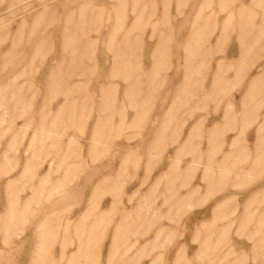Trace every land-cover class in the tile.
<instances>
[{"label":"rangeland","instance_id":"374dc122","mask_svg":"<svg viewBox=\"0 0 264 264\" xmlns=\"http://www.w3.org/2000/svg\"><path fill=\"white\" fill-rule=\"evenodd\" d=\"M117 1L0 0V91L8 97L18 80L27 99L36 95L17 116L0 97V166H7L0 171V228L13 221L8 237L0 232V264H264V75L249 95L256 72L264 69V0H124V11ZM116 7L126 15L118 29ZM100 10L103 22L94 31L92 14ZM240 11L241 20H251L246 26L254 25L242 41ZM195 20L207 22L197 28ZM66 25L82 35L78 43L98 38L84 57L88 66L95 64L94 73L78 66L73 76L90 80L91 90L119 61L117 45L129 46L130 60L144 71L164 46L154 97L140 124L128 104L121 117L111 116L109 133L99 139L102 155L89 151L97 110L83 131L69 129L64 136L79 137L81 155L34 156L37 124L5 155L13 128H23L26 115L39 120L41 112L68 110L63 94L41 108L43 79L67 62L61 52ZM127 34L132 37L124 43ZM31 61L32 85L19 74ZM189 64L199 71L187 75ZM121 76L113 78L118 96ZM83 93L75 94L81 99ZM31 158L38 161L25 178ZM10 181L21 187L24 221L13 220Z\"/></svg>","mask_w":264,"mask_h":264},{"label":"bare ground","instance_id":"6f19581e","mask_svg":"<svg viewBox=\"0 0 264 264\" xmlns=\"http://www.w3.org/2000/svg\"><path fill=\"white\" fill-rule=\"evenodd\" d=\"M139 1L140 0H132L133 4H137ZM147 6H150V5H147ZM117 7H119V11L121 10L124 11L125 10L124 0H118ZM117 7L115 8L116 10L115 14H117V17H116L117 22L114 25L115 29L122 27L124 25L123 21L126 18V15L119 14ZM147 10L149 11L150 7L147 8ZM103 11L100 10L98 12H95L94 15L92 14L93 18L91 17L92 18L91 23L92 25L95 26L93 29L94 31H97L99 29V25L101 26V23L103 22L102 21ZM140 15L141 13L138 12L136 14V17L139 18ZM241 15H243L242 11L239 12L240 19L238 21V26L240 27L238 36L242 41V39H244L247 35L251 33L252 27H254V25H252L251 28L246 26L248 23L251 22V20L249 18H245L241 20ZM229 20L230 18L226 20L223 25L228 26L231 21ZM206 22L207 21L205 20L203 21L195 20L193 25H195L197 28L198 27L200 28L202 26H205ZM68 23L72 24V22H68ZM79 24L84 25V21L82 20ZM257 24L258 23H256V25ZM235 25H237V23H234L233 26ZM74 29H75L74 26L72 28L69 25H66L64 29V39L62 40L61 52H62L63 59L67 58V62L65 61L66 59L63 60L48 75V77L46 78V81L44 80L45 78L43 79V86L45 85L44 87L46 89V94H45L44 102L42 103L40 102L41 108H49L48 102L56 98L58 94H63L67 98L66 108L68 110H65V112L58 111L54 114L51 112H46V113L41 112V114H39V120L36 118V115L33 113H30L29 116L26 115V123H24L23 128L22 127L20 129L13 128V132H12L13 138L9 141L8 146L4 151L5 155L8 152H11L12 151L11 149H13L15 145L18 144V142H20L19 140L20 136L25 135L27 131L26 129L31 124L40 125V126H37V125L34 126L35 132H34V136L32 138L31 144H30V146L33 149V155L39 157L42 154H46V155L54 154L57 156H70V155H78V154L81 155L82 145L80 144L78 140L79 137H77L76 135H68V139L65 140L64 136L67 134V130L69 129L76 128V130L83 131L84 128L86 127L85 125L88 123L86 119L88 117L89 118L91 117L92 111L94 110H97L98 113L96 115V121L93 126V133L90 138L92 139V142L89 145V151L91 152L92 156L102 155L101 149L103 147L101 146V142L99 141V139L107 136V134L109 133L110 128L108 127V124H110L112 120L111 116H114L115 114L118 113V115L121 117V114H123L122 112L123 108L126 107L127 104L130 107H133L137 110L136 114H134L135 115L134 122H138L139 120V124L141 123V117H143L141 111L142 109L149 107L154 97V92L156 90V86H157L156 82L158 81L157 77L159 76L160 71H161L160 67L164 65V57L166 55L164 46H161V44H159L160 46L157 47V49L154 51V54H153V57L155 58V60H154V63L151 69L144 71V69L142 70V68L140 67L141 66L140 64L138 63L134 64L130 60V57L133 56V53H131L128 50L129 46L117 45L115 48L118 51H116L115 57H117V59L119 58V61L117 60L118 62L114 63V67H112V69H108L104 71V73L102 72L104 75L103 80L100 81V83L98 84L96 88H92L93 90H91L90 80L80 82V81L75 80L73 76L77 74L78 71L76 69L78 66L82 67L80 72H83L84 74L87 73L91 75L92 73H94L95 64L92 66H88L84 62V57L89 56L90 50L92 48L91 47L92 44L90 42H93L98 38L96 39L85 38L84 40L87 42L82 41L83 40L82 39L78 43L79 37H82V35H80L79 33V36H78V32H77L78 30L76 29L74 30ZM59 33L60 32H58V34ZM131 37H132L131 35L127 34L124 36L122 40L125 43V41L128 42ZM161 41H164L163 38ZM187 42L189 43L190 39ZM77 43L80 44V52H77ZM22 44L27 45V43L25 44L22 43ZM107 47L108 48L110 47L109 49L111 50L112 47H114V45L113 44L108 45ZM13 48H17L16 43L13 44ZM36 51L38 52V50ZM17 56H18L17 52L13 53V58H16ZM197 71L199 70L193 69L192 64H189V67L186 70V73L187 75H190V74L196 73ZM19 74L20 75L26 74L27 80H30V82L31 81L33 82V79L36 78L35 77L36 74L32 66V61L29 63L28 66H25ZM117 75H122L121 76V84H122L121 87L123 91H122L121 96H118V90L120 87L119 83L113 79ZM263 75H264V69L262 71L258 70L256 72V78H255L256 82L251 84L250 89H249V95L251 92H254L256 85H257V81L262 79ZM188 81L189 80L187 79V82L183 84V86L181 87V90L186 91V89L189 88ZM32 82L30 83L31 85H32ZM9 87H10V84L6 86V92H10ZM24 88L25 87L23 83L16 80L13 83V91L11 95L7 97L4 91H0V97L3 96L5 98L4 100H2L1 103L3 105H6L5 106L6 108L7 106L13 108V116L25 114L27 112L26 108L29 109V107L32 105L33 97H36V95L34 94L31 97H29L30 99H27L28 97L26 96L25 92H23ZM40 88H41V85H40ZM41 89H44V88H41ZM77 91H84L81 99H79V97L75 94ZM142 92L146 93V95L143 98L140 96ZM115 93H117V95ZM76 109L81 110L82 113L79 115L72 113ZM8 130L9 128L6 129V131ZM50 138L56 139L57 142L56 143L49 142V140H51ZM48 146H51V147L54 146V147L53 149H49ZM32 159L33 158H31L29 162ZM35 161L37 162L38 160L35 159ZM35 161L28 163V167L24 175L25 178H27L28 174L31 173V171L36 167ZM67 165H68V168H70L71 164H67ZM6 167L7 166L5 165L0 166V171ZM102 182H104L103 184L104 186L106 187L108 186L107 181L104 180ZM210 183L213 185V181H210ZM20 190H21V187H19L16 183H12L10 181L6 184V191L8 192L10 196V199H9V203L11 206L10 211L12 213L13 220H14V217L18 219L17 222L21 221L24 218V211L19 210L18 208L17 194L19 193ZM9 214L6 216V218L9 216ZM25 219L26 218H24L23 221ZM12 226H13V221H10L9 225L2 226L0 228V232H3L5 234V237H8V235L11 234L13 231ZM4 241H7V240L4 239Z\"/></svg>","mask_w":264,"mask_h":264}]
</instances>
